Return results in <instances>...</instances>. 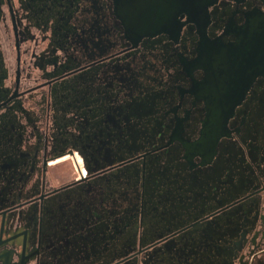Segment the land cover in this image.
<instances>
[{
    "label": "flooded vegetation",
    "instance_id": "af4514ba",
    "mask_svg": "<svg viewBox=\"0 0 264 264\" xmlns=\"http://www.w3.org/2000/svg\"><path fill=\"white\" fill-rule=\"evenodd\" d=\"M0 264H264V0H0Z\"/></svg>",
    "mask_w": 264,
    "mask_h": 264
}]
</instances>
